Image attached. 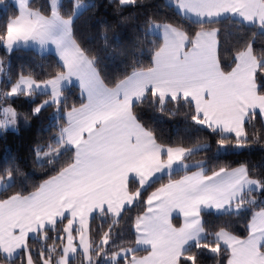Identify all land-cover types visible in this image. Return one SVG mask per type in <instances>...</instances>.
Instances as JSON below:
<instances>
[{"label": "snow or ice", "instance_id": "obj_1", "mask_svg": "<svg viewBox=\"0 0 264 264\" xmlns=\"http://www.w3.org/2000/svg\"><path fill=\"white\" fill-rule=\"evenodd\" d=\"M135 3L137 0H119L120 5ZM169 5L200 30L190 37L180 27L150 20L148 32L158 31L163 37L162 45L152 53L151 66L134 67L110 87L98 68V56L75 37V19L87 7L81 0H75L67 15L61 11L60 0H50L48 14L31 8L30 0H16L18 14L0 29V47L10 54L29 46L42 50L52 46L61 70L45 80L21 74L0 96L47 94L48 99L32 109L36 116L45 106L59 109L65 84L71 85L75 78L85 100L66 112L67 123L57 132L55 144L47 145V150L36 149L37 161L47 159L54 165L67 155L65 165L28 195L17 192L0 199V254L5 258L23 250L26 261L21 264H36L28 245L30 234L47 241L49 230L55 233L58 222L66 219L63 233L67 243L63 242L65 236L54 235L47 252L43 247L40 250L41 264H70V257L77 253L73 243L77 224L84 260L94 264L90 253L100 256L105 251L117 218L159 183L147 195L146 210L133 224L135 243L147 255L137 257V248H122L112 253L113 262L123 254L125 264H199L198 254L208 250L215 255L227 251V264H264V207L253 213L247 239L221 228L213 234V241H207L201 221L205 211L240 214L255 205L256 200L248 197L264 191V181L253 179L246 164L221 166L210 175L204 161L190 165L189 158L210 145L160 144L135 111L149 97L161 112L167 103L183 100L194 107L193 124L218 136L217 154L246 147V118L254 119L256 109L264 116V94L259 91L264 82L257 81V73H264V56L257 57L249 41L237 52L235 66L225 72L217 55L219 28L206 25L233 16L264 32V0H169ZM18 116L15 109L0 107V129L14 127ZM190 167L198 171L188 174ZM14 172L19 173V168L3 170L0 189L13 186ZM179 172L185 174L173 179ZM165 175L167 183L162 182ZM173 211L183 216L180 227L171 222ZM94 212L112 220L95 248L88 236V219ZM57 247H62V254Z\"/></svg>", "mask_w": 264, "mask_h": 264}, {"label": "trees", "instance_id": "obj_2", "mask_svg": "<svg viewBox=\"0 0 264 264\" xmlns=\"http://www.w3.org/2000/svg\"><path fill=\"white\" fill-rule=\"evenodd\" d=\"M50 0H30L33 9H39L48 14ZM75 0H62L61 11L67 15L73 8ZM167 0H137L131 5H120L119 0H81L84 7L75 19L74 33L76 39L83 47L89 49L91 54L98 56V68L108 86H113L118 79L131 73L134 67L147 68L151 66V57L155 49L161 46V39L148 33L149 21L157 23H169L182 28L190 37L200 30V26L191 23L180 16L174 6H170ZM18 14L17 9L9 0L0 4V29L8 19ZM206 27L219 28L218 59L225 72L231 71L235 66L234 60L238 51L243 49L249 41L253 42L254 54L257 57L264 56V32L255 25H245L231 17L222 18L218 23L206 25ZM0 58L7 62L5 78L0 83V93L8 89L21 74L31 75L36 80H45L60 71L57 59L51 55H40L31 49L20 48L8 54L0 47ZM257 81L264 82V73H257ZM264 94V88L259 89ZM47 94H36L31 98L15 96L4 98L0 96V106L6 104L19 114L16 123L17 130L0 129V174L7 167L19 168V173L14 172V184L7 190L0 191V199L20 192L24 195L36 190L44 180L55 175L65 165L67 155L61 156L58 163L50 165L47 159L37 161V147L47 150V145L55 144L57 132L65 126L63 114L73 107L80 106L82 97L76 87L64 89V95L59 109L55 105L45 106L39 115L33 116L32 109L47 100ZM146 101L135 109L141 123L151 129L157 137V142L163 145L175 146L183 144L191 147L197 144L210 145L206 150L194 153L187 161L195 165L198 161H204L208 174L213 169L221 166L235 168L246 164L253 179L264 181V124L259 114L254 119L247 118L245 131L248 137V145L244 148H229L227 152L217 154V135L209 130L194 125L191 115L194 107L184 102H169L163 112L156 105ZM191 167L189 171L196 170ZM188 171V172H189ZM185 173L179 172L173 175V179H179ZM163 183L168 182V176H164ZM156 183L148 188L143 199L135 206L125 210L118 223L114 225L111 240L105 245V251L96 256L95 251L90 253L94 264H125L124 256H117L112 261V253H119L122 248H135L136 232L133 227L138 215L146 209L144 201L147 195L159 187ZM255 199V205H249L240 214H226L203 212L201 221L207 234V241H213V234L221 228L244 239L248 236V224L254 212L264 207V191H254L248 199ZM67 220L59 221L55 233L49 230V239L41 241L36 234L29 237L28 245L32 249L36 264H41L39 253L43 247L47 252V246L53 244L52 237L63 235V227ZM111 218L101 216L99 213L92 215L88 226L89 239L93 246L98 244ZM173 223L178 225V220ZM65 242V240L63 241ZM57 245L61 244L56 239ZM192 251H197L195 248ZM57 252L62 254V247H57ZM146 251L137 250L135 255L141 257ZM229 253L222 251L219 255L203 250L198 254L199 264H227ZM55 258V257H54ZM131 259V254H128ZM26 261L23 250L13 259H7L0 254V264H21ZM70 264H87L81 253L70 258Z\"/></svg>", "mask_w": 264, "mask_h": 264}, {"label": "crops", "instance_id": "obj_3", "mask_svg": "<svg viewBox=\"0 0 264 264\" xmlns=\"http://www.w3.org/2000/svg\"><path fill=\"white\" fill-rule=\"evenodd\" d=\"M10 1V3L15 7V4H16V0H9ZM16 8V7H15ZM175 8V7H174ZM17 9V8H16ZM176 10V9H175ZM176 12H177V10H176ZM181 16V15H180ZM183 17V16H182ZM227 17H231V18H234V19H236V20H238V21H240L239 20V18H237V17H233V16H227ZM223 18H225V17H223ZM222 19V18H221ZM243 24H245V25H249V24H246V23H243ZM149 33V32H148ZM150 35H152V36H156V37H158V38H160L161 39V42L163 43V37H162V34L160 33V32H158V31H154V32H152V33H149ZM162 45V44H161ZM24 49H31V50H33V51H35L36 53H38V54H40V55H47V54H51V55H53L56 59H57V61H58V63L60 64V62H59V60H58V57L55 55V51H54V48L52 47V46H49V48L47 49V50H42V49H40L39 48V46H29V47H27V48H24ZM5 51V50H4ZM6 52V51H5ZM70 87H76L77 89H78V91H79V94H80V96H81V92H80V89H79V86H78V82L75 80V78H73V81H72V84L71 85H68V84H65V89L66 88H70ZM40 94H43V93H40ZM82 97V96H81ZM48 99V98H47ZM82 99H83V102H84V100H85V98L84 97H82ZM77 107H79V106H77ZM71 110V109H70ZM70 110H68V111H70ZM256 111V113L257 114H259V110L258 109H256L255 110ZM67 112V111H66ZM66 112L63 114V118H64V120H65V123H67V118H66ZM260 115V114H259ZM260 117H261V119H262V121L264 120V116H261L260 115ZM247 119V118H246ZM263 124H264V121H263ZM66 125V124H65ZM191 165V164H190ZM191 168V167H190ZM194 171H198V169H196V170H192V171H189L188 172V174H191V172H194ZM165 176H167V175H165ZM181 178V177H180ZM179 178V179H180ZM178 180V179H177ZM146 210V209H145ZM205 212H213V213H217V212H215L214 210L213 211H205ZM96 213H98V212H94V213H92L91 215H90V217L92 216V215H94V214H96ZM90 217H89V219H90ZM89 219H88V222H89ZM170 219H171V222H172V224H173V226H175V227H180L181 226V224L183 223V216L178 212V211H173V213H172V215H171V217H170ZM174 219H176V220H178V225H175L174 223H173V220ZM66 224H67V222H66ZM76 227H79V225L77 224V225H75L74 226V229H73V236L75 237L74 238V241H73V243L75 244V245H77V253H80V248H79V238H78V236H77V234H76V231H75V228ZM33 235H35V234H30V236L29 237H31V236H33ZM64 236H65V242L64 243H67V240H66V234H64ZM248 237V236H247ZM247 237L246 238H244V239H247ZM262 243H264V241H262ZM135 248H137L138 250H141V251H143L144 250V247L143 246H138V245H136V243H135ZM22 250H18L17 251V253L13 256V257H11V258H7V259H13V258H15L20 252H21ZM81 252H82V250H81ZM76 253V254H77ZM75 254V255H76ZM82 255H83V252L81 253ZM2 255V254H1ZM145 255H147V252H146V254ZM3 256V255H2ZM121 256H124L123 254L121 255ZM144 256V255H143ZM142 257V256H141Z\"/></svg>", "mask_w": 264, "mask_h": 264}, {"label": "rangeland", "instance_id": "obj_4", "mask_svg": "<svg viewBox=\"0 0 264 264\" xmlns=\"http://www.w3.org/2000/svg\"><path fill=\"white\" fill-rule=\"evenodd\" d=\"M60 2H62V0H60ZM167 3H169V0H167L166 1ZM74 3H75V1H74ZM73 3V4H74ZM84 5V4H83ZM49 6H50V1H49ZM84 8H82L81 9V11H80V13L82 12V10H83ZM234 19V18H233ZM7 53V52H6ZM9 54V53H8ZM6 65H7V62L6 61H3L1 58H0V69H2V71H0V83H1V81L2 80H4V78H5V72H6ZM16 82V81H15ZM14 82V83H15ZM12 86V85H11ZM11 86L8 88V89H6V90H4L3 92H7V91H9L10 89H11ZM8 98H12V97H8ZM0 107H9L8 105H6V104H2ZM0 119H2V117H0ZM264 121V120H263ZM15 128H16V130H17V127H16V125L14 126V127H12V129H14L15 130ZM8 129H10V128H8ZM1 190H3V189H0V191ZM252 219V218H251ZM251 221V220H250ZM80 253H82L81 252V249H80ZM75 257V256H74ZM70 258H72V257H70Z\"/></svg>", "mask_w": 264, "mask_h": 264}]
</instances>
